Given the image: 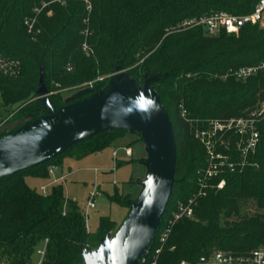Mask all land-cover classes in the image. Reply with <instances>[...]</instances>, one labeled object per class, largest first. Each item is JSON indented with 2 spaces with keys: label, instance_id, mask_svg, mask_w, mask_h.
I'll use <instances>...</instances> for the list:
<instances>
[{
  "label": "trees",
  "instance_id": "16d2710c",
  "mask_svg": "<svg viewBox=\"0 0 264 264\" xmlns=\"http://www.w3.org/2000/svg\"><path fill=\"white\" fill-rule=\"evenodd\" d=\"M258 1L0 0V54L21 65L16 76L0 72V106L9 110L2 116L8 119L0 137L46 114L37 99L41 79L53 107L59 108L66 104L64 90L88 82L95 91L108 89L118 71L138 86L155 76L151 86L174 128L176 180L159 230L139 264H151L164 222L190 199L193 216L175 223L157 264L195 262L218 249L246 253L264 245V118L256 122L259 139L243 165L239 136L225 135L228 148L216 143L233 166L213 178L205 177L209 156L196 136L212 119L260 109L264 67L244 79L231 72L264 62V26L249 22L237 32L221 29L216 34L202 25L180 26L185 19L219 11L248 14ZM127 132L139 134L104 130L42 164L0 179V263L31 264L47 240L43 264H85L86 253L114 236L121 223L108 216L100 217L95 232L89 231L84 211L62 183L43 194L25 177L48 179L49 167L62 166V157L72 150L75 155L68 156L96 153ZM221 179L225 184L219 188ZM112 198L129 207L116 194ZM250 202L256 211L241 215L242 204Z\"/></svg>",
  "mask_w": 264,
  "mask_h": 264
},
{
  "label": "water",
  "instance_id": "95a60500",
  "mask_svg": "<svg viewBox=\"0 0 264 264\" xmlns=\"http://www.w3.org/2000/svg\"><path fill=\"white\" fill-rule=\"evenodd\" d=\"M117 73H121L119 83L110 84L96 97L84 98L96 100L90 109L69 114L67 109L71 103L56 109L46 98L48 112L45 115L0 137V179L42 164L104 130L123 129L151 135L158 143V151L148 146L147 174L140 195L142 203L134 206L135 213L128 228L122 229L123 241L115 259H109V241L98 250L86 253L101 264H139L159 230L173 193L177 144L171 117L151 86L156 77H147L142 86H138L126 79L123 72ZM40 81L39 92L48 93L42 79ZM115 86L123 94L107 99L105 94Z\"/></svg>",
  "mask_w": 264,
  "mask_h": 264
},
{
  "label": "rangeland",
  "instance_id": "374dc122",
  "mask_svg": "<svg viewBox=\"0 0 264 264\" xmlns=\"http://www.w3.org/2000/svg\"><path fill=\"white\" fill-rule=\"evenodd\" d=\"M68 70H70V68H68ZM120 75L121 73L114 74L110 79V84L117 82L119 83ZM98 93H100V91L94 90L92 82L84 83L81 86H74L71 87V89L64 90L62 92L64 101L66 104L71 103L68 106L67 112H69V114L80 113L90 109L96 100L84 98L96 97ZM122 94L123 93L121 89L118 86H115L109 89V91L105 94V97L107 99H116ZM50 95L51 92H39V96L37 98L44 105V108L47 110V112L48 108L46 105V98L50 99ZM79 99L84 100L77 101ZM7 110L8 109L5 107L2 108L0 106V117L5 116L7 114ZM29 116L30 115L25 116L22 120H27ZM138 133L139 134L127 132L121 136H118L114 140L113 144L121 139H131V141L126 144L129 147H133L138 143L142 144L145 148L146 154L148 153L149 158L148 146L151 145L154 147L155 151H158V143L151 135L141 132ZM136 148L137 146L134 147V157L138 155ZM113 150L117 151L120 158L127 160L125 157L126 149L115 148L112 145L102 149L99 152L91 153L82 157L68 156L75 155V150H72L67 156L62 157L64 161V169L68 170L70 168L73 170L72 174H70L64 181L65 193L70 198L76 200L84 211L89 231L95 232L98 229L100 217L102 216H108L118 224L121 223V227L116 230L114 236H110L107 240L109 241V259H115V255L123 241L124 232L122 229L128 228L130 220L135 213L134 206L142 203L140 195L143 185H145L144 180L146 178V168L142 174L144 176L141 177V170H137V168H135L136 166L132 164V158H129L128 161H124L123 164L120 163L118 165L113 158ZM95 169L98 170L97 173ZM132 178L135 180L131 182L130 186L126 185V182ZM25 179L34 189H38L39 185L42 183L39 178L32 177L30 175H27ZM95 187L98 188L99 192L94 198L95 207L86 210L85 206L88 202L90 192ZM128 189L130 192H128ZM114 194L121 197L122 199H125L128 202L129 207L114 200L112 198ZM255 211V204L252 202L246 204L245 206L242 204L241 206V215L253 213ZM33 259L34 261L38 259V255L36 253L33 255ZM85 264L101 263L93 255L86 254Z\"/></svg>",
  "mask_w": 264,
  "mask_h": 264
},
{
  "label": "built area",
  "instance_id": "2783aa9c",
  "mask_svg": "<svg viewBox=\"0 0 264 264\" xmlns=\"http://www.w3.org/2000/svg\"><path fill=\"white\" fill-rule=\"evenodd\" d=\"M258 23L264 26V0H259L251 13L238 15L232 14L226 11H219L212 14L201 15L185 19L180 26L181 27H192L197 25L204 26L209 34H216L221 29H225L227 32H237L241 26L246 23ZM28 23V22H27ZM32 24H30V28ZM261 67H264V62L260 65H251L240 67L231 74L235 75L236 78H247L255 74ZM21 65L18 60L7 58L0 54V72L7 76H16L20 73ZM228 74H225L226 77ZM264 118V101L261 104L260 109L253 110L247 116L231 117L228 119H212L209 122V126L206 129H202L196 133V136L201 139L205 144L209 156V164L205 172L206 178H213L217 176L223 169V167H232L233 162L228 159V156L224 153L216 150V143L224 144L228 148L227 140L225 135H237L238 148L241 150L242 161L241 164L245 163L246 156L249 150L254 149L259 139V131L257 129L256 122ZM7 117H0V128L7 121ZM127 155H131L130 149L126 150ZM115 154V153H114ZM57 166L49 167V174L52 176V180L41 185L39 188L43 194L48 193V187L62 183L64 184L65 176H56L55 170ZM225 184V180L221 179L217 186L222 188ZM202 187H206V183L202 181ZM98 188L95 187L91 192L86 204V210L95 207L94 198L98 194ZM193 202L194 199H190L187 204L180 203L178 208L172 212L164 222L162 229L158 235V246L155 249L153 260L151 264H157V257L163 248V245L167 241L171 234L175 223L183 217L193 216ZM38 247L36 254L38 259L31 264H43L45 254V244ZM0 264H5L4 262ZM179 264H264V245L256 247L246 253H236L233 251H226L222 249L215 250L208 255L201 256L195 262L182 260Z\"/></svg>",
  "mask_w": 264,
  "mask_h": 264
},
{
  "label": "crops",
  "instance_id": "0c3cea01",
  "mask_svg": "<svg viewBox=\"0 0 264 264\" xmlns=\"http://www.w3.org/2000/svg\"><path fill=\"white\" fill-rule=\"evenodd\" d=\"M131 141V139H121V140H119V141H117V142H115L114 144H112V146L113 147H115V148H125L126 150L127 149H130L131 150V152H132V154L129 156V155H127V153H125V157L127 158V160L125 159H122V158H120L119 156H118V153H117V151L116 150H113V158H114V160L117 162V164L119 165L120 163H122L123 164V162L124 161H128V159L129 158H132V164L133 165H135L136 167L135 168H137V170H141V177H143L144 175H142L143 174V172H144V170H145V168H146V173L145 174H147V165H148V160H149V158H148V153L146 154V151H145V148H144V146L142 145V144H140V143H138V144H136L135 146H137V148H136V152H137V156L136 157H134V147L135 146H133V147H129L126 143H129ZM115 153V154H114ZM146 166V167H145ZM72 171L73 170H71L70 168L68 169V170H65L64 169V161H63V164H62V166H59V167H57V169L55 170V175L56 176H65V180H66V178L70 175V174H72ZM95 171H96V173L98 172V170L97 169H95ZM146 176V175H145ZM137 178H140V177H137ZM39 180H41L42 181V183L39 185V187L41 186V185H43V184H47V183H49L51 180H52V176L50 175V177L48 178V179H42V178H39ZM133 180H135V179H131V180H129V181H127L126 183V185H129L130 186V184H131V182L133 181ZM64 185V184H63ZM50 187V186H49ZM48 187V188H49ZM132 191V190H131ZM128 192H130L129 191V189H128ZM68 196V195H67ZM69 197V196H68Z\"/></svg>",
  "mask_w": 264,
  "mask_h": 264
}]
</instances>
